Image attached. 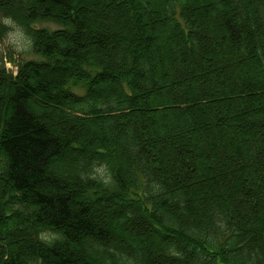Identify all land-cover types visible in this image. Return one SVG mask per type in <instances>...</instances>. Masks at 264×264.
<instances>
[{"label":"trees","instance_id":"1","mask_svg":"<svg viewBox=\"0 0 264 264\" xmlns=\"http://www.w3.org/2000/svg\"><path fill=\"white\" fill-rule=\"evenodd\" d=\"M9 22L41 59L0 58V264H264V0H0Z\"/></svg>","mask_w":264,"mask_h":264},{"label":"rangeland","instance_id":"2","mask_svg":"<svg viewBox=\"0 0 264 264\" xmlns=\"http://www.w3.org/2000/svg\"><path fill=\"white\" fill-rule=\"evenodd\" d=\"M215 25H218L220 28H223L222 21L214 22ZM46 28L42 29H48L50 31H56L58 30V26L46 23ZM11 26L13 27V30L11 31L9 37L5 39L4 41L0 42V56H4V61H7V69L13 72H17V67L13 63L9 61V58L12 57L17 63H20L22 60H40L41 57H35L30 52V41L26 38L25 34L18 29L14 24L12 23ZM55 26V27H54ZM57 26V27H56ZM89 37V36H88ZM213 43V42H212ZM160 47L157 48V55L156 60L162 59L160 55ZM159 53V54H158Z\"/></svg>","mask_w":264,"mask_h":264}]
</instances>
